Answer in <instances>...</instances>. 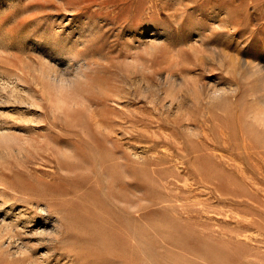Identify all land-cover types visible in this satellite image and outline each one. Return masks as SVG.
I'll list each match as a JSON object with an SVG mask.
<instances>
[{
    "label": "rangeland",
    "instance_id": "rangeland-1",
    "mask_svg": "<svg viewBox=\"0 0 264 264\" xmlns=\"http://www.w3.org/2000/svg\"><path fill=\"white\" fill-rule=\"evenodd\" d=\"M0 264H264V0H0Z\"/></svg>",
    "mask_w": 264,
    "mask_h": 264
},
{
    "label": "bare ground",
    "instance_id": "bare-ground-1",
    "mask_svg": "<svg viewBox=\"0 0 264 264\" xmlns=\"http://www.w3.org/2000/svg\"><path fill=\"white\" fill-rule=\"evenodd\" d=\"M111 171V170H110ZM111 175L113 176V172L111 171ZM37 214L41 215L42 217H46L45 214H46V210L44 208H39L37 207Z\"/></svg>",
    "mask_w": 264,
    "mask_h": 264
}]
</instances>
